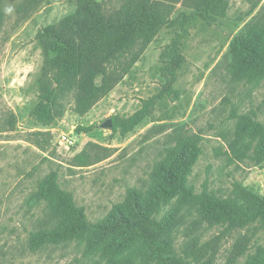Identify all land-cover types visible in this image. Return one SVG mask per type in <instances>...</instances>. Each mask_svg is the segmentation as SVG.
I'll return each mask as SVG.
<instances>
[{"label":"rangeland","instance_id":"374dc122","mask_svg":"<svg viewBox=\"0 0 264 264\" xmlns=\"http://www.w3.org/2000/svg\"><path fill=\"white\" fill-rule=\"evenodd\" d=\"M126 1L0 0V264H110L103 257L108 238L33 249L30 233L51 220L39 192L43 179L56 180L91 221L111 224L131 188L147 195L159 165L181 149L197 147L189 176L196 195L207 190L227 197L235 182L264 194V162L251 158L264 138V77L249 81L252 59L236 46L239 39L264 49V0L255 9L258 0H228L225 16L190 24L180 54L167 65L174 76L163 69L162 57L174 33L163 27L133 62L91 61L67 88L68 101L51 123L41 124L31 114L44 66L41 32L66 15L96 6L110 12ZM183 9L179 3L173 16ZM97 95L88 112L75 110L77 100ZM133 116L140 120L132 128L102 127L108 118L126 122ZM242 124L247 129L238 135ZM63 135L71 139L69 148L60 143ZM81 155L92 157L93 164L78 165ZM176 206L177 199L162 213L175 216L179 251L191 236L205 243L223 235V226L205 221L195 208ZM222 237L217 264L233 257L245 264L248 253L264 246V230L255 224ZM139 245L121 257L139 263L144 249Z\"/></svg>","mask_w":264,"mask_h":264},{"label":"trees","instance_id":"16d2710c","mask_svg":"<svg viewBox=\"0 0 264 264\" xmlns=\"http://www.w3.org/2000/svg\"><path fill=\"white\" fill-rule=\"evenodd\" d=\"M259 1L253 4V9L259 5ZM179 3L184 9L173 16ZM227 6L228 0H128L110 12L96 6L81 15H66L40 34L44 66L38 80V101L31 114L41 124L51 123L55 111L68 101L63 100L67 96V88H73L71 82L86 73L91 61H96L97 66L105 62H133L163 27L170 28L174 33L168 51L162 54L167 62L163 69L174 76V71L167 65L173 64L180 54L190 34L189 25L199 18L210 20L215 16H225ZM236 46L252 59L249 81L264 77V49L239 39ZM97 100L98 95L80 98L75 110L84 114ZM250 118L245 115V119ZM112 119L114 130L125 126L132 128L140 120L135 116L126 122L119 121L118 117ZM247 126L239 125L237 134L242 135ZM260 139L250 156L258 164L264 162V138ZM231 148L234 153L239 151L236 145H231ZM198 155L197 147L187 151L181 149L167 164L159 165L154 173V185L147 195L143 196L139 190L131 188V198L128 197L126 203L116 205V216H111V224L91 221L86 209L78 206L56 180H41L39 192L45 200L44 216H50L51 220L43 226L40 224L30 233L33 249L67 245L72 241L101 242L108 238L109 246L103 248V257L110 264H217L222 236L254 224L259 230H264V194L235 182L227 197H216L207 190L196 195L189 183V176ZM91 158L81 155L77 164L91 165L94 162ZM95 160L98 162L101 158ZM198 197H201V201L196 206ZM175 199V209L181 202L188 204L205 221L223 226V235H217L205 243L191 236L179 251L173 234L175 216L162 213L165 206ZM115 236H121V239L117 240ZM137 243L144 248L139 263L133 259L128 261L126 256L121 257ZM109 247L112 251H108ZM237 262V257H233L227 259L226 264ZM245 264H264V246L260 245L255 252L248 253Z\"/></svg>","mask_w":264,"mask_h":264},{"label":"built area","instance_id":"2783aa9c","mask_svg":"<svg viewBox=\"0 0 264 264\" xmlns=\"http://www.w3.org/2000/svg\"><path fill=\"white\" fill-rule=\"evenodd\" d=\"M60 143L65 144L69 148L71 145V139L68 135H63L61 137Z\"/></svg>","mask_w":264,"mask_h":264},{"label":"water","instance_id":"95a60500","mask_svg":"<svg viewBox=\"0 0 264 264\" xmlns=\"http://www.w3.org/2000/svg\"><path fill=\"white\" fill-rule=\"evenodd\" d=\"M102 127L113 128V119L112 118L106 119L105 122L102 124Z\"/></svg>","mask_w":264,"mask_h":264},{"label":"clouds","instance_id":"9594fccd","mask_svg":"<svg viewBox=\"0 0 264 264\" xmlns=\"http://www.w3.org/2000/svg\"><path fill=\"white\" fill-rule=\"evenodd\" d=\"M9 11H11V9H9Z\"/></svg>","mask_w":264,"mask_h":264}]
</instances>
